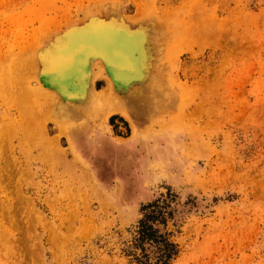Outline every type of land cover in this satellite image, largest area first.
Returning a JSON list of instances; mask_svg holds the SVG:
<instances>
[{
  "label": "rangeland",
  "instance_id": "rangeland-1",
  "mask_svg": "<svg viewBox=\"0 0 264 264\" xmlns=\"http://www.w3.org/2000/svg\"><path fill=\"white\" fill-rule=\"evenodd\" d=\"M96 1L0 0V264H131L122 250L140 206L169 189L181 220L172 264H264V0ZM113 7L133 27L153 19L167 35L183 30L166 35L178 49L153 65L160 87L139 137L128 144L118 114L40 130L29 99L19 106L22 81L38 85L36 50L65 22L110 19Z\"/></svg>",
  "mask_w": 264,
  "mask_h": 264
},
{
  "label": "bare ground",
  "instance_id": "bare-ground-1",
  "mask_svg": "<svg viewBox=\"0 0 264 264\" xmlns=\"http://www.w3.org/2000/svg\"><path fill=\"white\" fill-rule=\"evenodd\" d=\"M100 1L101 0L96 2ZM183 8L185 7H182V9ZM117 12L118 8L113 7V9L110 10V19H106L107 17H100L101 14H98L100 16H96L95 14H93L91 16L92 18H89V20L91 19L89 22L86 23L83 21V23H81L83 27H80V25H76L75 23L71 24L72 22L71 20H69L65 22V25H71V27H68V31L62 34H57L60 31L58 29L60 26L57 28V31L53 29L54 31L51 32H55V34L57 35H54L52 40H50L49 37V44L46 46H42L41 48L39 47V49L36 50L35 57L37 59V68L35 72V80H38V85L36 88H31V86L29 85L30 82L28 80L27 82L22 81V83H24V86H22L24 87V91L22 90V93L26 95L20 94L19 106L22 107L23 103L21 102L29 99L30 102L28 105L33 109L32 113L35 115L33 117L39 119L37 120V124L39 126L41 123L40 120L42 119L40 130L44 128L45 122L51 120V122H53L61 132H65L66 128L70 129V132H72L74 126H80V124H83L84 120L86 119L88 120L89 118H91L90 120H92V118L99 117L101 119L106 118L107 120L109 115L118 114L120 116H123V118L129 123L132 131L131 140H135L139 137L141 132V118L143 117L142 110L145 109L147 105H151L150 98L153 95H158L157 93H155V89L153 88L160 87V84L157 82V80L152 77L151 71L153 65L156 63V59H158V57L159 61H163L164 58L170 59V57L174 55V53L178 49H176L175 47L178 44H176V46L173 48V52L171 49L170 53L169 41L170 39H175L176 35L182 33L183 30L181 27V30H173L172 27V32L167 30L169 31L168 33H170L167 35L164 30L165 27H161L162 21L159 22V24L161 23L160 26L157 24V26H155L153 19H151L152 16L149 18L151 19V21H142L138 24V26L133 27L135 22H137V19L131 18L130 20H126L122 16L121 11L120 13ZM173 14H168L170 16L167 19L170 20V17ZM176 14L178 13H175V16ZM179 15L178 18L176 17L177 20L179 19ZM157 19L159 18L157 17ZM170 21L165 22L167 26L169 25V23H171ZM173 21H175V19ZM173 21L172 23L174 24ZM42 22L43 25L46 24V20ZM141 24H144L145 27L140 26ZM179 26L182 25H178V28ZM40 30L43 33L47 32L43 29ZM187 30L188 29H186V31ZM153 33H155V36L153 35ZM215 34L214 36L217 35ZM166 35L169 36V38H167ZM31 37L32 40L35 39V41L37 42L38 38L32 35ZM166 38L169 40L168 43L164 42ZM188 38L191 40L192 37L188 36ZM178 40L179 39H177V41ZM159 41L162 47L161 52V47H159L158 45ZM173 41H176V39ZM212 41L213 40H211V42ZM218 41L219 43L221 42L220 40ZM35 44L33 48H35ZM211 49L212 48H210V50ZM32 62L33 61L31 60V63L27 64V66L31 67L33 64ZM142 68L144 69L143 71L141 70ZM25 69L26 67L24 68V71ZM29 70L27 71L28 74ZM105 72V84L107 86V89L104 92L97 91V89L95 88V79L96 77H100V75L105 74ZM134 76L139 78L130 82V79H135ZM147 76L149 78H146ZM21 77H19L20 81ZM30 77H33L32 74ZM9 80L10 79L7 78L6 82ZM10 82L11 80L8 83L10 84ZM176 85L174 84V90H178V88L180 87L179 83ZM127 89L130 90L126 92ZM27 96L30 98H28ZM24 105V108H29L27 104ZM75 114H82V121L78 124H76L73 120ZM69 141L72 145V142H74L72 136L71 139L69 138Z\"/></svg>",
  "mask_w": 264,
  "mask_h": 264
},
{
  "label": "trees",
  "instance_id": "trees-1",
  "mask_svg": "<svg viewBox=\"0 0 264 264\" xmlns=\"http://www.w3.org/2000/svg\"><path fill=\"white\" fill-rule=\"evenodd\" d=\"M176 204L177 194L169 189L140 206L141 216L122 250L131 264H172L176 259L179 245L174 236L181 226Z\"/></svg>",
  "mask_w": 264,
  "mask_h": 264
},
{
  "label": "crops",
  "instance_id": "crops-1",
  "mask_svg": "<svg viewBox=\"0 0 264 264\" xmlns=\"http://www.w3.org/2000/svg\"><path fill=\"white\" fill-rule=\"evenodd\" d=\"M105 86V85H104ZM107 89V86H105L103 89H102V92H104L105 90ZM112 116V115H109V117ZM108 117V118H109ZM131 137V136H130ZM134 140H131V142H129L128 144L130 145Z\"/></svg>",
  "mask_w": 264,
  "mask_h": 264
},
{
  "label": "built area",
  "instance_id": "built-area-1",
  "mask_svg": "<svg viewBox=\"0 0 264 264\" xmlns=\"http://www.w3.org/2000/svg\"><path fill=\"white\" fill-rule=\"evenodd\" d=\"M119 126L121 125V122H118Z\"/></svg>",
  "mask_w": 264,
  "mask_h": 264
}]
</instances>
